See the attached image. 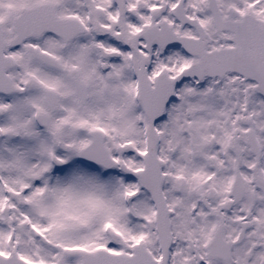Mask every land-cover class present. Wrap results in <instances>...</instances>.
I'll return each instance as SVG.
<instances>
[{
  "label": "snow or ice",
  "instance_id": "6c2138e0",
  "mask_svg": "<svg viewBox=\"0 0 264 264\" xmlns=\"http://www.w3.org/2000/svg\"><path fill=\"white\" fill-rule=\"evenodd\" d=\"M0 264H264V0H0Z\"/></svg>",
  "mask_w": 264,
  "mask_h": 264
}]
</instances>
